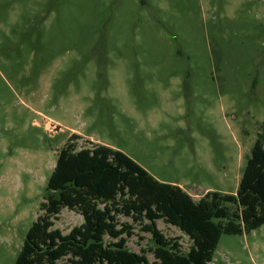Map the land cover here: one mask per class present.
<instances>
[{"label":"rangeland","instance_id":"obj_1","mask_svg":"<svg viewBox=\"0 0 264 264\" xmlns=\"http://www.w3.org/2000/svg\"><path fill=\"white\" fill-rule=\"evenodd\" d=\"M260 133L264 0H0V264L15 263L68 143L119 149L198 201L237 191ZM83 222L64 207L55 227ZM134 227L128 248L156 260ZM209 264H264V224L223 234Z\"/></svg>","mask_w":264,"mask_h":264},{"label":"trees","instance_id":"obj_2","mask_svg":"<svg viewBox=\"0 0 264 264\" xmlns=\"http://www.w3.org/2000/svg\"><path fill=\"white\" fill-rule=\"evenodd\" d=\"M44 198L43 212L29 228L14 264H58L64 257L72 264H209L223 234L250 233L264 224V133L235 193L208 191L196 201L119 149L96 144L77 150L68 143L58 154ZM64 207L84 216L66 234L55 227ZM120 214L133 222L121 221ZM159 219L192 239L187 253L178 238L159 229ZM134 223L153 235L156 260L128 248ZM106 235L116 240L107 243Z\"/></svg>","mask_w":264,"mask_h":264},{"label":"crops","instance_id":"obj_3","mask_svg":"<svg viewBox=\"0 0 264 264\" xmlns=\"http://www.w3.org/2000/svg\"><path fill=\"white\" fill-rule=\"evenodd\" d=\"M101 144H103V143H101Z\"/></svg>","mask_w":264,"mask_h":264}]
</instances>
